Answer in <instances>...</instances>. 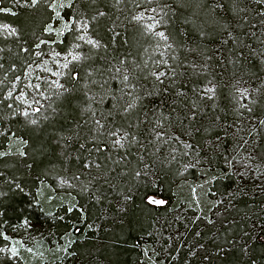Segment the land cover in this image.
<instances>
[{
  "label": "trees",
  "instance_id": "trees-1",
  "mask_svg": "<svg viewBox=\"0 0 264 264\" xmlns=\"http://www.w3.org/2000/svg\"><path fill=\"white\" fill-rule=\"evenodd\" d=\"M60 1L0 0V264H264L263 3Z\"/></svg>",
  "mask_w": 264,
  "mask_h": 264
},
{
  "label": "rangeland",
  "instance_id": "rangeland-1",
  "mask_svg": "<svg viewBox=\"0 0 264 264\" xmlns=\"http://www.w3.org/2000/svg\"><path fill=\"white\" fill-rule=\"evenodd\" d=\"M264 5V0H260ZM52 3V6L56 9L60 6V0H50ZM152 16L149 13H144V17ZM152 21H155L157 24L158 22L154 19H151ZM58 22V21H57ZM149 23V21H148ZM155 23V24H156ZM51 27V26H50ZM64 27V23L60 24L59 22L57 25L53 24L51 29L53 32L57 33L58 29H62ZM0 29H5V31H8L9 29H12V26L10 23L7 22H0ZM9 32V31H8ZM7 32V33H8ZM72 57L69 53L62 54V53H56L51 52L49 54V58L47 61H42L40 64L34 66L29 69L30 71V78L36 77L37 80L34 81L35 88L30 87V91L32 94H29L28 100L25 99L26 105H30L37 97L40 88L42 87V83H48L50 80L52 81H60L62 76V68L64 67L67 60H70ZM35 68L40 70V73L35 72ZM238 100L240 106H252L253 104V88L248 87L247 85H239L238 86ZM238 136V138L243 137ZM237 137V136H236ZM236 140L235 143L238 144L240 151V155L237 157V159L232 162V165L236 171L243 174L246 179H248V176L252 178L255 181H258V184L261 185V188L264 189V156L262 155H256L254 153L255 147L251 144H249L247 141L242 142L241 139ZM248 175V176H247ZM189 183L193 185V189L196 192L197 197H207L205 189H207V186L209 185L208 179L205 178H199V179H193ZM199 195V196H198ZM151 200L153 201H163L158 196H152Z\"/></svg>",
  "mask_w": 264,
  "mask_h": 264
},
{
  "label": "snow or ice",
  "instance_id": "snow-or-ice-1",
  "mask_svg": "<svg viewBox=\"0 0 264 264\" xmlns=\"http://www.w3.org/2000/svg\"><path fill=\"white\" fill-rule=\"evenodd\" d=\"M160 35H163V33H161ZM160 75H164V73H161ZM158 78H159V77H158ZM116 142L119 143L120 141L117 140ZM156 203H163V201H156Z\"/></svg>",
  "mask_w": 264,
  "mask_h": 264
}]
</instances>
